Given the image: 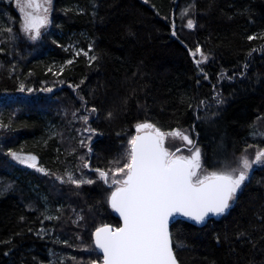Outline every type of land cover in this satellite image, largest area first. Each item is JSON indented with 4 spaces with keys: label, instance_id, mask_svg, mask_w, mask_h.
Instances as JSON below:
<instances>
[{
    "label": "trees",
    "instance_id": "obj_1",
    "mask_svg": "<svg viewBox=\"0 0 264 264\" xmlns=\"http://www.w3.org/2000/svg\"><path fill=\"white\" fill-rule=\"evenodd\" d=\"M94 3L99 7L94 9ZM189 4H195L190 12L196 22L193 29L176 19ZM52 9L50 31L30 43L18 32L11 2L0 0V19L5 22L0 29L14 30L12 34L0 31V48L4 49L0 52V119L10 124L0 129V186L15 182L13 191L0 194V264H48L50 252L56 254L55 261L65 259L63 264L100 262L96 250L84 251L85 247L94 249L92 233L103 224L119 226L107 203L111 189L96 172L83 168L79 159L87 153L79 147L76 131L84 125L71 116L76 109L84 114L79 96L88 100V108L100 109L99 119L94 114L90 121L103 133L93 137L92 169H107L108 161L123 153L128 139L136 134L135 125L144 121L164 131L195 126L191 137L203 150L202 165L209 171L238 156L246 144L264 147V137L251 136L249 128H255L256 117L264 115V51L260 50L264 40L246 39L264 32V0H54ZM10 35L16 38L9 39ZM68 40L77 41L84 50L94 42V54L100 60L90 66L83 55L74 57L71 65L63 64L61 75L54 76L47 64L71 58L72 49H63ZM197 43L210 53L209 61L201 65L208 80L189 55ZM252 48L258 51L248 58L246 78L219 79L222 72L231 76L241 71ZM61 79L65 83H58ZM81 80L79 90L68 87ZM21 82L36 90L51 87L53 92L24 95L17 91ZM216 92L224 98L222 105L212 100ZM182 96L192 98L193 108L181 103ZM204 99L211 103L209 114L219 113L212 121L196 119L205 115L203 109L195 110ZM109 111L114 114L112 120L105 119ZM47 121L57 135L46 133ZM258 125L264 129V120ZM9 148L36 154L40 168L52 175L7 157ZM72 148L76 152L69 155ZM65 170L96 183L79 188L61 184L56 176ZM48 212L59 219H44ZM77 215L84 219L73 223ZM260 216H264V167L255 169L251 182L223 215L201 227L183 221L171 225L174 245H179L174 247L179 264H264ZM241 230L250 234L255 249L235 239ZM9 249L10 254L4 256Z\"/></svg>",
    "mask_w": 264,
    "mask_h": 264
},
{
    "label": "snow or ice",
    "instance_id": "obj_2",
    "mask_svg": "<svg viewBox=\"0 0 264 264\" xmlns=\"http://www.w3.org/2000/svg\"><path fill=\"white\" fill-rule=\"evenodd\" d=\"M144 3H148V0H144ZM16 7L22 18L21 31L24 37L29 41L39 40L43 35L42 29H46L51 23L49 13L53 10L52 0H16ZM98 7L99 4H93L94 9ZM194 8L195 4H189L182 11L181 18L192 12ZM80 11L83 12V9ZM93 15H97V13L94 12ZM186 27L188 29L196 27L194 19H188ZM0 31L12 34L14 30L7 28L0 29ZM172 35L176 36L177 33L173 31ZM15 38L14 35L9 36V39ZM246 39L250 42L258 39L264 40V32L248 35ZM52 43L56 44L57 42L53 40ZM65 50L67 51V49ZM260 50L264 51V48ZM2 51L4 49L0 48V52ZM74 51L76 56L86 57L90 66L93 62L100 60V56L94 54V42L89 44L87 50L74 49ZM257 51L256 48L249 50L241 71L233 72L231 76L222 72L219 79L232 81L237 76L246 78L250 68L248 58H251ZM189 55L193 58V62L200 70L204 80H208L209 74L203 71L201 65L209 61L210 53L205 52L203 47L197 43L194 50L189 49ZM65 63L71 65L73 60H68ZM12 70H15V65L12 66ZM48 72L59 76L64 72V65L60 66L59 71H53L50 67ZM58 83L63 84L65 81L61 79ZM83 83L84 81L81 80L80 84H68V87L77 91ZM196 83L199 85L200 80L197 79ZM213 87L215 91V86ZM17 91L28 94H33L36 91L52 93L53 89L45 86L36 90L26 87L21 82ZM77 94L79 96L78 92ZM79 99L84 114H79L80 109H76L71 112V116L74 121L79 120L84 125L81 129H76L77 133H88L86 137H82L78 141L80 148L87 149V153L80 156L79 159L83 161V168L96 172L98 179L111 189L107 196V203L115 213L119 214L121 221L118 227L103 224L96 227L92 233L94 249L85 247L84 251L90 253L98 249L102 252L103 257L99 264H179L174 251V247H179V245H174L173 233L169 227L175 217H186L201 224L210 214L223 215L238 199V194L251 182L255 169L264 167V147L246 144L238 156H234L232 160H225L219 168L209 171L202 165L203 150L191 138V133L196 130L195 126L190 129L172 128L169 131H164L156 123L144 121L135 125L136 134L128 139L127 147L123 153L108 161L107 169L99 167L92 169L89 159L90 154L94 151L93 137L103 135V133L92 127L90 121L94 114H97L96 119H99L100 109L96 106L88 108V100L84 96H79ZM191 99L182 96L181 103H187L188 108H193ZM212 100L217 105H222L225 102L219 92H216ZM28 102L31 103V101ZM210 108L211 103L207 99L200 100L195 105V110L198 113L203 109L205 115L204 117L197 115L196 119L212 121L213 117L219 113L209 114ZM113 118V112L109 111L105 119L112 120ZM256 120H264V115H258ZM8 127L10 124H6L0 119V129ZM249 128L251 136L264 137V133L256 130L253 125H249ZM55 135L57 133L54 132L52 136ZM167 138L181 141L182 146L171 151L166 146ZM182 149H186L189 155L181 154ZM250 149H255L254 155L250 153ZM75 152L76 149L72 148L68 154L73 155ZM5 155L28 168H35L45 175H52L48 170L37 167V157L34 155H22L11 148ZM56 180L61 184L70 183L77 188L83 184L96 183L91 178H77L73 172L68 170H65L64 175H57ZM14 183V181H9L6 185L0 186V194L13 191ZM57 211L62 210L57 209ZM21 219L23 220L24 217ZM44 219L58 220L59 217L45 215ZM83 219L82 215H77V221H73V223ZM258 219L264 224V216H260ZM16 235H20V233ZM215 239L218 244L221 242L218 235ZM228 239L229 237L226 235L225 240ZM235 239L251 243L254 249L257 247L246 231H238ZM261 239L264 240V237ZM5 243H11V241ZM64 243L67 244V241ZM11 251L12 249L6 251L4 256H8ZM50 255L55 256L56 254L50 252ZM72 259L75 260V257ZM49 264H63V261L50 260ZM90 264H98V261L93 259Z\"/></svg>",
    "mask_w": 264,
    "mask_h": 264
},
{
    "label": "rangeland",
    "instance_id": "obj_3",
    "mask_svg": "<svg viewBox=\"0 0 264 264\" xmlns=\"http://www.w3.org/2000/svg\"><path fill=\"white\" fill-rule=\"evenodd\" d=\"M8 2H11V4H12V2H13V0H7ZM16 5V4H15ZM19 11L18 9H17V7L15 6V12H16V14H17V11ZM181 13H182V11H180L179 12V14H178V16H177V20H178V22H181L182 23V25L185 27L186 26V24H187V20L188 19H192V16H191V13L189 12V14L188 15H186V16H184L183 18H181ZM17 16H18V14H17ZM176 20V21H177ZM2 24H4V26H5V22H4V20L2 21L1 19H0V25H2ZM13 25V24H12ZM175 26H176V24H175ZM14 27V26H13ZM21 27H22V24L20 23V19H19V17H18V32H19V34H20V36H22V38L24 39V40H26L27 42H30V43H34V41H29V40H27L25 37H24V35H23V33H22V31H21ZM55 41H57L58 42V40H56V39H54ZM63 49H72V52H73V54H72V56H71V58L69 57V58H65L62 62H56V61H53V60H49V63L47 64V70L51 67L52 69H57V68H59L61 65H63V64H65V62L66 61H68V60H73V58L74 57H77L76 55H75V51H74V49L75 50H79V49H83L79 44H78V42L77 41H74V42H71L70 40H68L67 42H66V45L65 46H63ZM197 58H199V57H197ZM24 95H28V93H25ZM46 126H47V129H46V133H53V130H54V125L52 124V122H46ZM255 129L256 130H258L259 132H261V133H264V129H263V127L262 126H260V125H258V121L256 122V124H255ZM83 137V135H81V133H80V135H79V138L78 139H81ZM192 138V137H191ZM87 142V141H86ZM166 146H168L169 148H170V150L171 151H175V148L176 147H181L182 146V142L181 141H179V140H172L171 138H167L166 139ZM250 151V153L251 154H253L254 155V149H250L249 150ZM181 154H184V155H189V153L187 152V150L186 149H182V153ZM20 164V163H19ZM29 169V168H28ZM56 174H54V176H55ZM49 213V212H48ZM48 215H50V213L48 214ZM50 260H54L55 261V257H53V256H51V258H50ZM49 260V261H50ZM61 260L65 263V259H63V258H61ZM49 264V263H48Z\"/></svg>",
    "mask_w": 264,
    "mask_h": 264
},
{
    "label": "water",
    "instance_id": "obj_4",
    "mask_svg": "<svg viewBox=\"0 0 264 264\" xmlns=\"http://www.w3.org/2000/svg\"><path fill=\"white\" fill-rule=\"evenodd\" d=\"M34 155V156H36L37 157V160H36V163H37V167L38 168H40V166H39V159H38V156L36 155V154H34V153H28V154H25V155ZM26 166V165H25ZM112 212H113V215L118 219V221H119V226H120V224H121V221H120V218H119V214L118 213H115L113 210H112ZM221 216V215H220ZM219 216H215V215H209L208 217H206V219H205V221L203 222V223H201V224H197L196 222H194V221H191V220H189L188 218H186V217H182V216H177V217H175V219L170 223V225H169V227H171V225L173 224V223H175V222H177V221H183V222H186V223H189V224H191V225H193V226H195V227H201V226H203L204 224H206L210 219H214V218H218ZM113 227H115V226H113ZM92 239H93V237H92ZM94 244V243H93ZM98 253H99V255L101 256V257H103V254H102V252H100L98 249L96 250ZM101 261H102V259H101ZM100 261V262H101ZM98 264H99V262H98Z\"/></svg>",
    "mask_w": 264,
    "mask_h": 264
},
{
    "label": "flooded vegetation",
    "instance_id": "obj_5",
    "mask_svg": "<svg viewBox=\"0 0 264 264\" xmlns=\"http://www.w3.org/2000/svg\"><path fill=\"white\" fill-rule=\"evenodd\" d=\"M53 2H54V0H52V8H53ZM15 4H16V0H13L12 6H13L14 9H15V6H16ZM17 14H18V17L20 19V23L22 24V18H21V15H20L19 11H17ZM49 19H50L51 23L47 26L46 29H42L43 35L41 36V38L39 40H41L42 37H44L51 29V26H52V23H53L52 11L49 13ZM21 154L25 155V154H28V153H21Z\"/></svg>",
    "mask_w": 264,
    "mask_h": 264
}]
</instances>
